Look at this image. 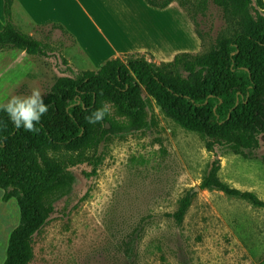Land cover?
Listing matches in <instances>:
<instances>
[{"label":"trees","instance_id":"obj_1","mask_svg":"<svg viewBox=\"0 0 264 264\" xmlns=\"http://www.w3.org/2000/svg\"><path fill=\"white\" fill-rule=\"evenodd\" d=\"M3 1L0 52L9 47L49 57V44L16 26V0ZM144 1L156 10L175 3L194 23L201 41L197 17L210 3L221 11L224 26L205 53L180 52L159 63L150 59L151 54L124 53L96 71L69 68L63 72L69 76L57 78L45 97L0 107V189L3 200L15 199L20 212L3 264L35 261L31 241L56 214L68 219L89 198L109 138L143 131L154 139L155 106L186 130L200 134L207 150L215 154L196 189L215 188L264 208L256 193L241 191L220 177V158L225 155L259 159L264 136V10L254 0ZM35 26L71 35L60 23ZM156 172L161 171L132 176L127 183ZM196 189L175 212L164 214L177 228ZM178 234L182 245L172 253L179 264H192L187 243L179 230ZM137 235L134 230L122 239L116 264H141Z\"/></svg>","mask_w":264,"mask_h":264},{"label":"crops","instance_id":"obj_2","mask_svg":"<svg viewBox=\"0 0 264 264\" xmlns=\"http://www.w3.org/2000/svg\"><path fill=\"white\" fill-rule=\"evenodd\" d=\"M254 1L259 9L264 10V0ZM14 7L22 9L36 24L64 25L79 47L88 55L91 68L95 69L90 71L98 70V67L108 59L119 57L124 53L148 52L157 58L165 56L173 58L180 52H194L199 45L191 29L185 30L180 26L173 29L162 17H156L155 20L138 19V9L144 11L152 9L144 0H16ZM3 9L4 1L0 0V30L4 26ZM61 9L94 10L92 15L84 11L85 18L76 19L91 25L86 30L88 32L77 28L75 22L59 15L58 10ZM156 11L164 14L167 10ZM153 21L160 27L153 25ZM173 24L176 25L175 22ZM162 32L165 36L167 35L166 38H160ZM173 32L180 33L184 42L176 43L177 39L174 38ZM137 34L152 35L155 36L154 39L160 41L164 39L167 43L162 46L154 44L152 47L142 48L132 41L133 36ZM168 39L174 40V43L170 44ZM185 39L191 40V43ZM166 61L171 60L166 59ZM166 117L167 123L176 132H179L177 127L184 131L186 141L189 139L188 141L201 142L202 150L201 147H197L191 151L194 160L200 154H205L208 158L212 156L200 134L188 131L175 120ZM163 121L155 120V136L151 141L143 131L122 139L109 138L106 141L105 161L96 176V184L89 198L82 203L70 222L57 221L48 224L38 238L31 241L38 261L31 264H56L58 259L74 258L88 252L91 248L89 244H93L92 239L96 242L106 232L109 211L116 199V194L124 188L132 176L172 169L176 181L167 194L157 196L149 203L146 215L154 217L173 213L181 207L190 187L204 179L212 161L208 160L202 165L193 160L190 167H182L178 159L174 161L168 158L171 155L167 144L172 133L168 132L169 129ZM137 134L146 139L142 138L145 141V149L139 156L140 160H134L132 156L130 159L122 160L125 165L116 182V191L108 189L106 195H99L98 191L100 187H103L102 180L111 161V143L116 142V145H119ZM222 172L223 168L220 170V177L227 179V183L233 187L244 191L240 185L223 177ZM253 189L255 188L245 190L254 192ZM91 224L93 229L89 228ZM74 226L77 229L68 238L64 236L65 232ZM178 230L187 243L192 264H260L264 260V208L254 205L248 199L229 196L215 188L202 191L192 198ZM72 235L75 239L71 238ZM141 260V264H179L171 252L163 256H159L158 253L150 254L142 257Z\"/></svg>","mask_w":264,"mask_h":264},{"label":"rangeland","instance_id":"obj_3","mask_svg":"<svg viewBox=\"0 0 264 264\" xmlns=\"http://www.w3.org/2000/svg\"><path fill=\"white\" fill-rule=\"evenodd\" d=\"M149 10L138 9V19L155 20L154 18L156 17H162L165 21H168L169 26L173 27V29L180 26V28H185V30H193L199 44L197 49L191 52L195 54L207 52L211 43L224 26L221 11L212 3L209 4V8L204 15L198 14L197 17V29L202 41L197 36L194 23L186 17L184 12L175 3L166 9L167 11L164 14L159 13L155 9ZM84 11L92 15L94 10L61 9L58 10V14L75 22L74 24L77 28L84 29L87 33L88 31L86 30L91 25L76 20L78 18H85ZM167 18L172 20V22L166 20ZM15 22L18 29L22 32L49 44L50 52L49 57L46 58L30 56L24 51L9 47L0 52V107L13 105L19 101L31 102L45 97L52 89L57 78L69 76L68 73H63L67 72L69 68L78 71L95 70L91 68L88 55L79 47L72 35H68L59 29H52L51 27L36 28L35 25L39 24L32 22L28 15L18 8H15ZM173 22L176 23L175 26ZM152 23L156 27L159 26L155 21ZM164 34L162 32L160 38H166L167 35L165 36ZM173 35L178 40V42L177 40L175 42L181 43L183 38L180 33L173 32ZM154 37L152 35L137 34L133 36L132 41L142 48L152 47L154 44L162 46L167 43L164 39L160 41L154 39ZM167 41L170 44L174 43V40L168 39ZM185 41L191 43L189 39H185ZM141 53L150 54L148 52ZM150 59L159 63L163 61L168 62L166 59L172 60L173 58L168 56L157 58L153 56ZM100 67L101 65L98 69ZM155 114L157 121L164 120L163 123L169 129L168 132L172 133V137L169 138L170 140L167 144L171 155L168 158L174 161L178 159L182 167H190L194 161L200 162L203 165L208 160L211 162L215 159V154L212 153V156L209 157L210 159L205 154H200L194 160L191 151L197 147H201L200 149L202 150L201 142L192 139V141H188L189 139L186 141L187 137L183 134L184 131L177 127L179 132H176L167 123V117L157 106H155ZM142 138L146 140L145 137L137 134L135 137L119 145H116V142L111 143V161L108 171L102 180L103 187H100L98 191L99 195H106V190L108 189H115L116 191V182L125 165V162L122 160L130 159L131 156L134 160H140L139 156L145 149V141ZM220 159L223 177H227L229 180L240 185L244 191H246V188H255L253 189L254 193H256L260 200L264 201V136L261 138L258 160L246 161L234 155H225ZM222 180L228 182L227 179L222 178ZM175 181L176 176L172 169H164L161 172L131 179L122 188L123 190L121 189L116 194V199L109 211L106 232L96 242L95 239L94 241L92 239L93 244L95 242L94 245L92 244L93 246L89 244L91 243L90 240L89 243L85 241V243L89 244V248L91 247L85 254L74 258L58 259L56 264H116V248L122 239L134 230L138 232L136 243L141 263V258L150 254L158 253L159 256H163L166 253H172L177 246L182 245L175 220L165 217L164 214L149 218L146 215V208L154 198L167 194ZM200 183H195L190 187L188 192L198 188ZM95 184L96 182H94V186ZM200 192L202 191H196L194 196ZM3 196L4 191L0 189V264H3L6 259L9 236L17 227L20 218L17 201L12 199L9 202H5ZM81 205L71 213L68 219L61 218L60 214H56L49 224L57 221L70 222ZM89 228L93 229L92 224L89 225ZM76 229L74 226V228L65 232L64 236L68 238ZM39 234L35 238H38ZM71 238L75 239V236L72 235ZM33 262H38L36 256L35 261L30 262V264Z\"/></svg>","mask_w":264,"mask_h":264},{"label":"water","instance_id":"obj_4","mask_svg":"<svg viewBox=\"0 0 264 264\" xmlns=\"http://www.w3.org/2000/svg\"><path fill=\"white\" fill-rule=\"evenodd\" d=\"M196 191H198V189H196Z\"/></svg>","mask_w":264,"mask_h":264}]
</instances>
